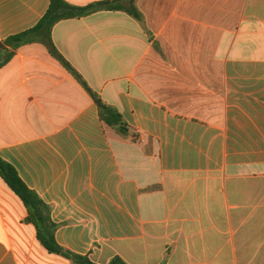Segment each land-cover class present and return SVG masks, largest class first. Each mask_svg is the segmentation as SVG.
Masks as SVG:
<instances>
[{
    "label": "crops",
    "instance_id": "obj_1",
    "mask_svg": "<svg viewBox=\"0 0 264 264\" xmlns=\"http://www.w3.org/2000/svg\"><path fill=\"white\" fill-rule=\"evenodd\" d=\"M50 3L0 0V41ZM136 6L142 22L98 11L52 30L128 136L36 42L0 69V157L51 206L57 242L97 264H264V0ZM27 216L0 177V264H73Z\"/></svg>",
    "mask_w": 264,
    "mask_h": 264
},
{
    "label": "trees",
    "instance_id": "obj_2",
    "mask_svg": "<svg viewBox=\"0 0 264 264\" xmlns=\"http://www.w3.org/2000/svg\"><path fill=\"white\" fill-rule=\"evenodd\" d=\"M137 0H104L80 7L66 0H51L49 9L42 19L31 29L7 37L0 41V69L9 64L16 51L27 44L42 43L50 54L80 83L96 103L100 119L106 127L112 128L122 136H128L130 126L117 108L104 102L100 94L94 91L85 79L57 50L52 40V30L63 20L80 19L98 11H123L143 21V15L136 6ZM119 126V128H117ZM134 136V134H131ZM0 177L10 190L24 203L28 210L26 222L35 226L37 239L49 254L62 256L73 264H97L88 255H80L62 247L56 240L58 226L52 221V208L22 180L16 168L0 157ZM109 264H127L121 257L115 256Z\"/></svg>",
    "mask_w": 264,
    "mask_h": 264
},
{
    "label": "water",
    "instance_id": "obj_3",
    "mask_svg": "<svg viewBox=\"0 0 264 264\" xmlns=\"http://www.w3.org/2000/svg\"><path fill=\"white\" fill-rule=\"evenodd\" d=\"M117 127H119V126H117Z\"/></svg>",
    "mask_w": 264,
    "mask_h": 264
}]
</instances>
